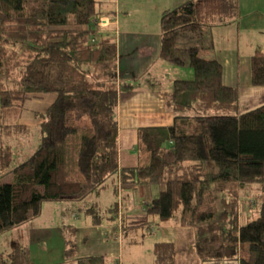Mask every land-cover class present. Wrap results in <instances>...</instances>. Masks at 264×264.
I'll return each instance as SVG.
<instances>
[{
    "label": "trees",
    "instance_id": "16d2710c",
    "mask_svg": "<svg viewBox=\"0 0 264 264\" xmlns=\"http://www.w3.org/2000/svg\"><path fill=\"white\" fill-rule=\"evenodd\" d=\"M97 2L0 0V110L23 107L28 96L55 93L46 114L41 113L38 146L11 168L12 181L0 182V233L39 216L46 201L81 194L84 182L93 186L94 201L86 210L92 224L115 220L118 203L102 207L95 198L110 179H117L112 184L117 194L125 185L160 186L145 206L147 216L169 217L175 198H196L183 208L181 223L193 227L202 261L264 264V104L236 115L205 109L230 107L234 101V90L224 82L222 64L214 56L212 28L238 18L239 3L185 0L162 12L159 56L189 65L193 84L174 81L165 93L174 122L140 127L139 163L122 166L118 52L112 35L98 31ZM250 82L264 84V52L252 57ZM83 123L87 127L78 131ZM27 128L25 123H0V174L14 159V140L30 132ZM76 133H81L76 163L84 182L71 177L66 166L68 136ZM252 182L260 184L259 215L242 224L239 190ZM68 229L77 230L68 224L64 233ZM76 245L74 236H67L64 254L74 256ZM174 248L170 241L155 242L153 264H173ZM26 254L10 253L3 262L30 264ZM77 263L107 260L91 256Z\"/></svg>",
    "mask_w": 264,
    "mask_h": 264
},
{
    "label": "crops",
    "instance_id": "0c3cea01",
    "mask_svg": "<svg viewBox=\"0 0 264 264\" xmlns=\"http://www.w3.org/2000/svg\"><path fill=\"white\" fill-rule=\"evenodd\" d=\"M134 0H98L95 6V20L98 22V31L103 35L109 34L114 36L119 46L117 54L118 78L122 83H126V92L121 93L123 101L119 103L120 92H118V104L116 108V119L118 121V138H119V163L120 165H136L139 163V156L136 151V143L138 129L144 126L169 125L175 120V113L165 103V93L172 89L174 81L181 79L180 69L177 65L164 61L159 56L161 28L146 29L141 27L130 29L123 28L121 24L129 22L130 24H143L150 26L147 18L132 17L135 15L132 9H136ZM185 0H144L150 5L152 13L162 12L166 9L174 8ZM241 14L231 24L216 25L212 28L215 49L214 56L223 63L224 74L223 80L226 84L234 89V102L239 104L240 113L254 109L264 104V84L261 86H253L250 82L251 63L249 52H244L243 56L246 64H241V43L243 39H247L250 33L255 29H264V0H240ZM142 3L138 4L140 6ZM149 11H141L140 13H148ZM136 16V15H135ZM151 27V26H150ZM158 29V30H157ZM264 50V39L262 44L252 46L253 51ZM254 51V52H255ZM253 52V53H254ZM244 70L248 72L246 80L240 82V72ZM140 80L136 86L132 83ZM182 80V79H181ZM132 82V83H130ZM187 84L192 85V82ZM142 96L138 97L140 94ZM130 101L127 105L124 102ZM141 103V104H139ZM134 110V111H133ZM239 113V114H240ZM229 114V113H228ZM236 115V113L230 112ZM111 184L117 179H110ZM160 190V186H121L114 202L118 203V218L115 220H105L106 224L102 227H95L83 222L80 226L73 223L61 222V229L64 237V227L68 224L76 227L80 237L77 239V253L81 256H104L107 264H153L152 248L158 241H175L177 243L175 261L173 264H238L237 260H211L202 261L195 248L194 229L191 225L181 226L182 206L192 203L193 199H180L181 204H175L177 211L167 218L161 219V224L150 232L148 236L153 242L148 241L146 249L140 250L149 238L143 231L137 233L143 227L147 228L149 223L153 221V217L147 216L145 206L153 198H155ZM136 191L137 198L131 196ZM96 199V198H95ZM99 201V200H97ZM63 201H46L43 204L42 215H56L61 213L64 219H69L70 214L66 212V208L62 205ZM176 202V201H175ZM129 203L131 205H129ZM67 204V203H66ZM101 205V203L99 202ZM113 204V202L111 203ZM110 204V205H111ZM102 206V205H101ZM174 207V202H173ZM243 212L242 205L240 206ZM78 213L75 211L71 216ZM60 215V214H59ZM57 217V216H56ZM60 217V216H59ZM87 220H91L89 217ZM169 220V225L167 221ZM63 221V220H61ZM165 224V225H164ZM172 224V225H171ZM34 224L28 221L22 225L10 228L11 237L2 238L3 243H7L4 250L0 253V262L4 263V257L10 253L19 252L27 253L29 263L35 264L40 253L36 246H33ZM111 229V234L107 235ZM177 230L178 234L187 235L189 238L183 240L173 239L172 231ZM175 230V231H176ZM148 231V230H147ZM149 232V231H148ZM119 239H115L117 235ZM114 234V235H113ZM147 238V239H146ZM66 238H64L65 243ZM36 241V240H35ZM134 243L133 254L129 259H125V251L127 246ZM60 262L54 264H78L73 256H66ZM74 255V256H75ZM41 264L49 260H45V255H41ZM36 259V260H35Z\"/></svg>",
    "mask_w": 264,
    "mask_h": 264
},
{
    "label": "rangeland",
    "instance_id": "374dc122",
    "mask_svg": "<svg viewBox=\"0 0 264 264\" xmlns=\"http://www.w3.org/2000/svg\"><path fill=\"white\" fill-rule=\"evenodd\" d=\"M236 1L239 3V7H240L239 11H242L240 0H236ZM133 2L135 3L131 7V9L136 5V9L135 10L132 9L133 10L132 12H134L136 16L134 15L132 19H135V17H138L136 18V20L140 18H147L151 27L143 25V24H136V23L130 24L129 22L125 21V23L121 24L123 28L130 29V27L139 28L142 26L143 28L150 30V28L154 29L155 27H157L159 29L161 27V14L158 11L156 12L155 15L152 13V10L150 9V5L152 4H147L144 2V0H134ZM139 3H142V5L140 6V9L138 7ZM141 11H149V12L140 13ZM112 37L116 39L114 36ZM263 39H264V29H255L253 30L252 33H250L247 39L245 38L242 40V42H240L241 52H242V56L240 60H241L242 65L246 64V60L243 56L244 52L250 53L249 54L250 56L247 62L251 63L253 55L256 54L255 50H254L255 52L253 51L254 53L252 52V46L254 44L256 46V43L262 44ZM116 48L118 52L119 46L117 44V40H116ZM259 51L264 52V50H259ZM220 63L222 64L223 74H224L223 63L221 61ZM177 66L180 69L179 73H180L181 79L185 83H188V82L193 83L192 68L189 65H185V66L177 65ZM247 76H248V72L246 73L244 70H242L240 72V82L242 81L244 82ZM138 82H140V80H136L133 83L132 82L130 83L136 86ZM117 84H118V90L120 92V99H119V103H120L121 101H123V98L121 99V93L123 91L126 92L125 90L127 86L125 82L122 83L120 78H118ZM139 94L140 95L138 97L143 95L141 93ZM54 97H55V93H48L44 95V97L42 98L28 96L23 107L14 108V110L12 111L0 110V123L2 122L25 123L29 127L27 128L26 131H30L28 133H20L18 139L14 140L16 144L15 151H14V159L11 162L10 167L0 174V182L12 181L13 172L11 171V168H13L17 164L25 160V158H27L29 154L38 146L40 142L41 113L46 114L47 108L50 105V103L53 101ZM124 102L127 105L130 103V101H125V99H124ZM238 108H239V104L233 101L230 107L217 106V107H210V108L206 107L205 109H207L206 111L208 113H229L230 114V112H233V113L239 114L242 111H240L241 109H238ZM84 125L86 124L85 123H83V125L81 124V127L79 126L78 131H82L85 127H87V125L86 126ZM68 137L69 138H68L67 146H66L67 148V158H66L67 170L71 177L75 179L81 178L82 181L84 182V177L80 173L79 168L76 163L77 155H78L79 147H80L81 133L69 135ZM18 140H19V144H17L16 142ZM143 157H144V154H143ZM110 182L111 180L108 181V184L104 188H102V190L100 191V194L96 197V199L99 200L98 202L101 203L102 207L109 206L112 202L115 203L114 201L117 200L115 196L117 195V193H114L113 186ZM226 185H230L232 188H236V184L234 183H228ZM92 189H93V186L91 185V183L84 182V188L82 189L83 191L81 192V194H71L69 198L67 199V201H70V202H62V205H64V207L66 208V212L70 214L69 219H64L65 217H62L61 213H59L60 214L59 215L58 211H55L56 215H48V214L42 215L41 214L42 212H41L39 216L31 220V222L34 224L33 233H34V239L36 240V241L33 240L32 244L33 246H36V250L38 249V252L40 253V255L38 256V259L37 260L35 259L36 260L35 264H41L42 254L45 255V260L50 261V264H54L55 262H60L64 258L63 249L66 247V240L64 243V238H66L67 236H74L75 241H76L78 237H80V234H78L77 230L75 231L74 229L66 230L65 232L66 237H64L63 231L61 229V224H62L61 222L73 223L77 226L78 225L80 226L83 222H86L88 225L90 224V226H93L92 221L86 219L88 217L91 218L90 215L86 213V210H87L88 204L90 205L94 201V196L93 194H91ZM259 194H260V184L258 182L249 183L244 189L239 190V199L241 201L240 206L242 205L243 210H244L242 212L240 208V223L245 224L251 218L259 215V209H260V200L258 199ZM131 196L136 197V199L138 200L136 191H134ZM209 197H211L210 193L206 195L203 199L201 198V203L202 204L205 202L207 203L209 200ZM173 202H174V207L172 208V211L175 213L177 211L176 210L177 206L175 204H181V201L179 200V198H175ZM196 202H197L196 198H194L192 203L195 204ZM188 204L189 203L184 204L182 206V209ZM129 205L131 204L129 203ZM74 211L75 213H78V214L75 216H71V214ZM179 215L181 216V213ZM150 216L153 217L154 222L146 221L145 223H149L148 227L147 228L143 227L142 230L140 227V230L137 231V233L143 231L145 235L149 237L148 239L146 238L147 239L146 242L140 246V250L146 249L148 241L149 242L151 241V243L153 242V239L150 238L151 236H148V235L151 234L150 232H153L157 226H161L158 224V222H160L161 224L162 222L161 219H164V218L159 217V215H156L153 213H151ZM167 222L168 223L166 224L169 225V220ZM104 224H106L105 219H103L99 224H96L95 227L99 228V227H102ZM184 225L186 224L181 223V226H184ZM9 230L10 229H7L0 233V253L4 250L5 248L4 246L7 244V243H3L2 238L5 237L8 239V237H11L10 235L11 231ZM175 230L174 232L172 231V234H170V235H173V239L175 238L177 240H183V239L189 238L187 235L178 234L177 230L176 231ZM119 236H120V233L119 235H117V237ZM115 239H119V238H115ZM166 241H169V240H166ZM170 242L173 243L175 247L174 249L176 251V247H177L176 240L170 241ZM194 242H195V234H194ZM134 245L135 244L132 243L129 246H127V249L125 251V256H124L125 259H129L131 254H133ZM75 253H77V249H75ZM47 263L48 261H46L43 264H47ZM0 264L2 263L0 262Z\"/></svg>",
    "mask_w": 264,
    "mask_h": 264
},
{
    "label": "bare ground",
    "instance_id": "6f19581e",
    "mask_svg": "<svg viewBox=\"0 0 264 264\" xmlns=\"http://www.w3.org/2000/svg\"><path fill=\"white\" fill-rule=\"evenodd\" d=\"M106 234H107V235H110V234H111V229H110V230H108V232H107ZM116 238H117V236H116ZM73 257H75V258H76V260H77L78 258L89 257V256L75 255V256H73ZM97 258H98V257H97Z\"/></svg>",
    "mask_w": 264,
    "mask_h": 264
}]
</instances>
